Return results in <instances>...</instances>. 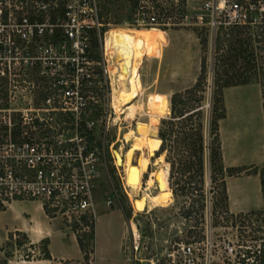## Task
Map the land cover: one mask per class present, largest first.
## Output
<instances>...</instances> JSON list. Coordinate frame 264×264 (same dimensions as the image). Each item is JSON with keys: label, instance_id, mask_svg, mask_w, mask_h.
I'll return each mask as SVG.
<instances>
[{"label": "rangeland", "instance_id": "rangeland-1", "mask_svg": "<svg viewBox=\"0 0 264 264\" xmlns=\"http://www.w3.org/2000/svg\"><path fill=\"white\" fill-rule=\"evenodd\" d=\"M99 3L107 8L106 15H103L101 10L102 21L106 17V23H109L111 28L105 35L106 46L110 40V32L115 28L145 29L150 31V35L146 38L145 55L136 69L132 83L134 98L129 105H134L135 108L133 120L125 119L123 115H120L119 119L114 121L113 101L116 96L114 97L115 87H113L111 75V86L109 84L105 86L103 82L94 83L89 94L92 99L85 101L87 109L91 111L88 117L95 123L93 135H90V138L104 152V166L99 167L93 188V200L98 215L96 262L105 264L101 258V245L104 237L109 234L115 240H120L121 256L126 261L124 264H146L144 259L162 250L168 241L199 240L206 235L214 245L212 264H230L235 257L227 253V244L228 248L232 247V252L238 253L244 249L242 244L257 247L259 243L264 242L261 240L264 238L262 232L264 231V211L258 217L236 216L240 212L237 210L242 209L241 212L244 213L250 209H261L262 207L258 170L264 164V123L260 106L264 77L258 73L260 71L258 68L253 72L246 70L242 75L240 73L241 67L244 66L243 62L247 59L250 63H255V66L264 65V46L248 40L246 46L248 52L249 49L252 51L251 56L247 52H242L234 66L232 63V69H228L226 76L235 73L233 80L235 84L221 88L220 100L223 108L222 110L216 108V114L221 115L217 120V130L223 168L219 176H222V181L217 180L210 183V167L205 148L202 175L203 209L198 210L195 202L187 206L189 203L187 197H174L171 194L165 206L151 202L148 208L138 211L132 205V197L138 198L146 195L153 198L163 189L162 177L166 163L164 153L159 157H154V152L159 146V139L157 140L156 136L153 137L156 146L152 150L144 148L143 152L134 153V157L141 153L145 156L140 184L136 190L127 186L123 168L114 164L110 149L118 150L122 146L125 152L130 148L133 139L128 138L126 141L124 136L130 130L138 135L135 127L138 123L148 122L151 102H161L166 105L164 112L157 113L158 122L154 126L157 132L160 119L169 114L168 97L173 92L182 91L194 82L198 75L201 57L204 58L205 63L202 111L204 115L203 137L204 145H206L212 116L211 101L215 76L213 65H221L223 63L220 61L221 58L233 53L229 51V46L234 47L236 39L240 41L242 39L247 41V39H244L246 34H241L240 37L228 34L224 36L222 50L218 54L215 53V44L209 43L206 28L196 23L194 5L184 0H177L175 6L167 0L160 15L163 25L144 28L130 27L131 4L128 0H99ZM161 33H164L162 34L164 44L160 41ZM105 53L109 59L108 46ZM225 65L223 63V66ZM224 77L222 75V78ZM239 81L244 82L238 83ZM116 87L118 88V85ZM50 88V83L42 81L35 69L15 68L8 72L4 71L0 74V109L21 106L24 101L22 95L26 93H30L33 103H38L44 94L50 93ZM7 118L11 122L17 121L15 113L0 111V126ZM157 175L161 189H159ZM245 176L247 177L241 178ZM151 180L152 182L149 183ZM222 184L225 190L223 194L220 193ZM193 195L189 198H195ZM105 201H109L108 206L105 205ZM118 209L127 215L124 225L120 227L117 223L119 219L110 217L107 222L112 231L102 229L99 222L104 221L105 210L117 213ZM187 210L189 213L184 216ZM46 215L61 221L58 216L50 212ZM129 222L137 227L140 242V252L137 255L140 261L132 263L127 259L125 252L129 244L126 234L127 229L129 230ZM71 230L84 243L85 249L89 250L92 241L91 230L81 231L74 227ZM253 237L258 239L254 240ZM7 238L8 240L4 243L5 257L22 258L27 255L29 258V256L37 257L46 253L44 240L31 245L26 236L19 232L7 233ZM87 264H90L89 260Z\"/></svg>", "mask_w": 264, "mask_h": 264}, {"label": "built area", "instance_id": "built-area-1", "mask_svg": "<svg viewBox=\"0 0 264 264\" xmlns=\"http://www.w3.org/2000/svg\"><path fill=\"white\" fill-rule=\"evenodd\" d=\"M166 1L128 0L130 27L163 25ZM184 1L194 5L196 23L206 28L210 44L216 36L237 30L264 39V0ZM110 29L102 22L99 0H0V74L35 69L51 85L38 103L26 93L21 106L0 109L17 117L0 126V216L12 202L33 201L69 228L85 231L94 223L93 188L104 152L90 138L95 123L85 101L92 99L94 83L109 84L111 59L104 53V39ZM128 226L125 252L132 263L140 261V242L135 224L134 229L130 222ZM7 240L0 229V256ZM213 246L206 235L168 241L144 260L212 264ZM226 249L233 253L228 244Z\"/></svg>", "mask_w": 264, "mask_h": 264}, {"label": "trees", "instance_id": "trees-1", "mask_svg": "<svg viewBox=\"0 0 264 264\" xmlns=\"http://www.w3.org/2000/svg\"><path fill=\"white\" fill-rule=\"evenodd\" d=\"M102 14L106 15L107 8L105 5H100ZM106 18V17H105ZM104 18L103 23H106ZM116 18V17H115ZM229 36L244 35L246 40L236 39L234 42V47L229 46V51L232 54H228L225 58H218L221 62L226 64L213 65L214 73V92L211 103V118L208 129V141L204 145L203 137V127H204V115L202 111V101L204 92V79H205V63L204 58L201 57L199 61L198 75L196 76L194 82L182 91L173 92L168 97L169 114L167 117L160 119L156 137L159 139L158 149L154 152V157H159L164 153V161L168 164V187L170 188L171 194L174 197L183 196L189 199L187 206H191L194 202L198 210L203 209L202 200V175H203V150L207 149L208 163L210 167V183H214L217 180L222 181V165H221V155H220V142L217 130V120L221 117L220 114H216V108L222 110V104L220 100V91L222 87L233 85L235 79V73L230 74L231 76H226L228 74V69H232L237 61L238 57L242 52H247L251 56L252 51L246 44L248 40L251 42L259 43L261 42L264 46V39H254L248 33H242L241 31H231L228 33ZM227 35H218L215 38V53H219L222 50V42L225 40ZM263 41V42H262ZM231 47V48H230ZM221 55V54H220ZM245 56L243 57V59ZM233 63V66H232ZM241 67L242 73L246 70H252L258 68V73L261 77H264V65L255 66V63H250V60H245ZM256 71V70H255ZM221 74V76L219 75ZM222 75L225 76L222 78ZM239 75V76H240ZM220 76V77H219ZM244 81H239L238 83H243ZM237 84V83H236ZM264 84V82H263ZM217 106V107H216ZM262 110V120L264 123V90L261 88V102ZM217 176L219 178H217ZM258 183L259 190L261 193L262 207L261 209H250L247 212H239L236 216L258 217L259 214L264 211V164L258 170ZM223 184L220 187V193H224ZM194 194V195H193ZM193 195L195 198H189ZM198 197V199L196 198ZM122 212V210H121ZM227 212V210H226ZM189 211L185 212L184 216H187ZM123 217L126 218L127 215L123 213ZM264 222V219H263ZM91 230V231H90ZM91 232V246L89 250H86L84 243L79 237H76L77 245L82 253L83 263L87 264L90 254L92 253L93 245V223L90 224L89 230ZM264 233V231H262ZM256 240L258 238L253 237ZM261 239V238H260ZM261 240H264L262 238ZM244 249L238 251V253L233 252L234 260L230 264H264V242L259 243V245H244ZM48 257L47 253L43 254ZM229 263V262H228Z\"/></svg>", "mask_w": 264, "mask_h": 264}, {"label": "bare ground", "instance_id": "bare-ground-1", "mask_svg": "<svg viewBox=\"0 0 264 264\" xmlns=\"http://www.w3.org/2000/svg\"><path fill=\"white\" fill-rule=\"evenodd\" d=\"M150 35L149 30L145 29H123L115 28L110 32V40L107 42L109 59H111L109 73V85L111 86L110 75L113 82L114 91V101L113 108L115 112L114 121L118 120L120 115H123L125 119H132L134 115L135 108L134 105H129L130 101L134 98L132 83L135 78L136 69L139 66L143 56L145 55V43L146 38ZM106 41H104V53L107 52ZM105 55H107L105 53ZM114 61V62H113ZM118 85V88L116 87ZM126 107V108H125ZM136 107V106H135ZM150 118L146 123H138L135 127V131H129L125 134L124 139L127 141L128 138L133 139V144L125 150L122 146L117 150L119 155L118 163L114 164L123 168L125 174V182L130 189L136 190L140 184L141 174L143 172L145 164V156L139 154L134 157V153L143 152V149L152 150L156 146V141L153 139L155 137V124L158 122L157 113L164 112L166 110V105L161 102H151L149 105ZM133 120V119H132ZM158 140V138H156ZM113 158V156H112ZM135 161V163H132ZM132 163V164H131ZM133 167V168H131ZM129 172V174H128ZM127 174L132 177V179L127 180ZM167 174H168V164L164 165V173L162 177V187L161 192L149 198L146 195L141 197H132L133 201L136 199L135 206L136 210H144L148 208L151 202H155L158 205L165 206L171 196L170 189L167 187ZM159 189H161L159 176L157 175ZM152 180L149 182L151 183ZM132 229V222L130 223Z\"/></svg>", "mask_w": 264, "mask_h": 264}, {"label": "crops", "instance_id": "crops-1", "mask_svg": "<svg viewBox=\"0 0 264 264\" xmlns=\"http://www.w3.org/2000/svg\"><path fill=\"white\" fill-rule=\"evenodd\" d=\"M162 34L164 33L160 34V41L164 44ZM241 210H237V212H241ZM115 212L105 210V219L99 222L102 229L112 231L111 228L109 229V223L107 222L110 217L118 218L117 223L120 227L124 225L125 218L121 210L118 209L117 213ZM97 228L98 215H96L93 223V245L92 253L89 257L90 264H98L95 260L98 250L96 245ZM0 229L4 233L19 232L24 234L31 245L44 240L45 252L48 255V257L44 255L37 257L29 256V258L25 255L22 258H17L5 257L3 254L0 256V264H84L74 232L71 228L63 225L61 221H57L56 218H49L38 202H12L0 216ZM121 252L120 240H115L110 234L104 237L103 244L101 245V258L105 264H124L126 261L121 256Z\"/></svg>", "mask_w": 264, "mask_h": 264}, {"label": "water", "instance_id": "water-1", "mask_svg": "<svg viewBox=\"0 0 264 264\" xmlns=\"http://www.w3.org/2000/svg\"><path fill=\"white\" fill-rule=\"evenodd\" d=\"M110 153H111V155L113 156V160H114V162L115 163H118V159H120L119 158V155H118V153H117V150L116 149H110ZM131 168H133V167H131ZM128 174H129V172H128ZM127 174V180L129 179V175ZM130 179H132V177H130ZM137 200L136 199H134L133 201H132V205L133 206H135V202H136Z\"/></svg>", "mask_w": 264, "mask_h": 264}]
</instances>
